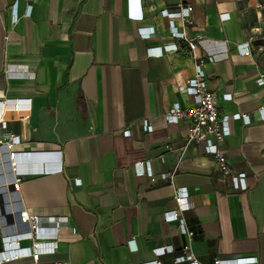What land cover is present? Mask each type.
Wrapping results in <instances>:
<instances>
[{"label": "crops", "instance_id": "obj_1", "mask_svg": "<svg viewBox=\"0 0 264 264\" xmlns=\"http://www.w3.org/2000/svg\"><path fill=\"white\" fill-rule=\"evenodd\" d=\"M131 3L141 18L128 15L129 0H0V100L30 105L26 120L5 112L6 131L19 136V151L60 152V170L25 175L17 193L32 213L68 215L55 253L40 260L176 264L191 254L200 264H264V85L255 83L264 68V0ZM178 5L192 6V24L176 18L175 29L195 40L197 55L213 58L205 72L219 113L249 117L230 119L220 144L233 171L246 173L243 191L195 144L177 163L186 121L168 123L164 113L192 103L177 86L194 75V61L160 11ZM173 43L178 50L158 56L147 50ZM137 161L149 163L154 181L136 174ZM173 171L172 182L160 178ZM174 188L187 191L190 207L180 216L191 236L166 217L177 209ZM0 196L1 250L14 229L2 226L9 207Z\"/></svg>", "mask_w": 264, "mask_h": 264}, {"label": "built area", "instance_id": "obj_2", "mask_svg": "<svg viewBox=\"0 0 264 264\" xmlns=\"http://www.w3.org/2000/svg\"><path fill=\"white\" fill-rule=\"evenodd\" d=\"M128 15L134 18H141V13L135 14L132 10L137 0H129ZM16 4L12 5L15 10ZM191 5H178L176 11L163 9L161 15L166 17L169 22L170 34L172 37L182 40L184 43V52L194 61V75L184 79L177 86L179 92L185 93L192 98V103L182 107L178 102H174L164 113V119L168 123L177 124L182 120L186 121L184 130V143L178 154L177 163L182 158L184 152L190 144H195L197 149L204 155H211L222 175L229 179L231 188L243 191L247 188L245 182L246 173L243 171H233L230 167L220 144L230 134L229 120H241L243 123H250L248 115L240 112L231 115H221L215 104L216 95L211 92L207 82L205 72L206 64L213 61L210 55H197V44L194 39L187 38L184 33L175 29L173 20L180 19L183 22L192 24L190 16ZM16 15H14L15 17ZM16 18V17H15ZM145 37H149L150 32L141 27L138 31ZM178 50L176 43L161 45L148 48V52L155 51V55H161L166 50ZM9 76H18L8 73ZM27 75V74H25ZM23 76V75H21ZM255 83L259 86L264 85V68L258 74ZM230 98L229 95H225ZM23 99H2L0 100V195L4 196V205H8V210L1 216L3 217V227L14 229L1 238L2 249L0 250V264L17 261L23 258L31 259L34 264H62V262H46L40 258L45 255L55 253L58 245V233L61 229L68 226V215L59 214H38L30 212L26 207L19 206L17 193L21 181L25 175L33 173H49L61 169L59 151H19V136L6 131V119L4 114L10 110L13 112L24 113L22 119H28L30 105ZM263 111V107H260ZM144 130H150L151 127L146 121L143 122ZM128 134V131H124ZM43 154L42 156L35 155ZM41 158V159H40ZM32 164V165H27ZM136 174L146 175L151 181L155 176L148 162L137 161L134 163ZM174 171L172 173H162L160 178L172 182ZM174 199L177 209L172 211L167 217L170 221H177L182 233L191 236L193 233L188 231L184 219L180 213L190 207L186 189L174 188ZM28 241L29 244L23 246L22 243ZM157 254L165 252L164 247L155 250ZM255 257H239L232 260L215 259L214 264H246L255 262ZM176 264H200L191 260V254L178 256L175 259ZM160 264V263H157Z\"/></svg>", "mask_w": 264, "mask_h": 264}, {"label": "water", "instance_id": "obj_3", "mask_svg": "<svg viewBox=\"0 0 264 264\" xmlns=\"http://www.w3.org/2000/svg\"><path fill=\"white\" fill-rule=\"evenodd\" d=\"M35 155H37V156H42L43 154H41V153H36Z\"/></svg>", "mask_w": 264, "mask_h": 264}, {"label": "trees", "instance_id": "obj_4", "mask_svg": "<svg viewBox=\"0 0 264 264\" xmlns=\"http://www.w3.org/2000/svg\"><path fill=\"white\" fill-rule=\"evenodd\" d=\"M3 200H2V198H1V196H0V203L2 202Z\"/></svg>", "mask_w": 264, "mask_h": 264}, {"label": "rangeland", "instance_id": "obj_5", "mask_svg": "<svg viewBox=\"0 0 264 264\" xmlns=\"http://www.w3.org/2000/svg\"><path fill=\"white\" fill-rule=\"evenodd\" d=\"M0 182H2V179L0 178Z\"/></svg>", "mask_w": 264, "mask_h": 264}, {"label": "bare ground", "instance_id": "obj_6", "mask_svg": "<svg viewBox=\"0 0 264 264\" xmlns=\"http://www.w3.org/2000/svg\"><path fill=\"white\" fill-rule=\"evenodd\" d=\"M41 159V158H40ZM27 165H32V164H27Z\"/></svg>", "mask_w": 264, "mask_h": 264}]
</instances>
